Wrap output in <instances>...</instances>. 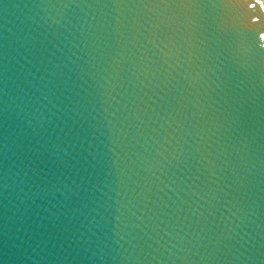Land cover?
I'll list each match as a JSON object with an SVG mask.
<instances>
[{
    "label": "water",
    "instance_id": "95a60500",
    "mask_svg": "<svg viewBox=\"0 0 264 264\" xmlns=\"http://www.w3.org/2000/svg\"><path fill=\"white\" fill-rule=\"evenodd\" d=\"M0 264H264V0H0Z\"/></svg>",
    "mask_w": 264,
    "mask_h": 264
}]
</instances>
